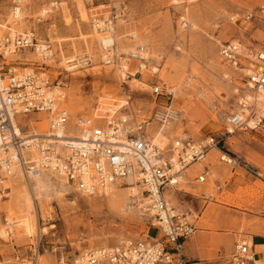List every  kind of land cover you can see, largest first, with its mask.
Masks as SVG:
<instances>
[{
    "label": "rangeland",
    "instance_id": "374dc122",
    "mask_svg": "<svg viewBox=\"0 0 264 264\" xmlns=\"http://www.w3.org/2000/svg\"><path fill=\"white\" fill-rule=\"evenodd\" d=\"M25 1L27 17L19 32L35 26L39 40L50 42L54 56L46 62L47 70L51 81L61 84L59 91L66 95L62 104L74 118L71 122L76 123L80 116L93 117L99 104L116 105L139 121L150 118L151 133L162 129L169 136L162 147L183 135L194 140L215 135L221 140L220 150L234 163L222 161L219 149L211 150L210 156L181 173L183 178L171 190L169 201L200 233L224 232L233 237L232 242L218 246L214 255L198 262L232 264L237 241L248 239L252 243L253 235L264 234V125L228 131L231 126L226 120L236 105L234 87L241 83L238 73L222 61L219 47L227 40H253L257 47L264 46V0H94L86 3L87 20H83L75 0H65L66 4L61 0ZM53 2H58L54 8ZM12 7L13 0H0V33L14 24ZM44 8L50 9L46 21L35 24V17ZM115 10L119 17L114 28L121 50L106 63L95 38L100 31L93 27L92 17ZM247 13L253 18L244 25L230 20ZM139 45L145 46L147 59L126 54L122 48ZM28 52L36 53L27 49L16 54L22 55L20 59L9 60L20 66L43 62L40 55L26 59ZM73 55L78 67L57 65L61 56ZM87 59L91 61L87 63ZM124 60L128 66L121 74ZM156 84L170 87L174 97L153 94ZM165 115L171 118L162 128L159 117ZM24 119L30 120V133L49 131L46 115L31 114ZM220 167L224 168L221 173ZM207 169L212 173L205 175ZM234 174L242 175L243 185L235 193L219 192L218 182ZM203 175L205 180H199ZM47 176V172L42 173L45 180ZM19 177L14 175L5 182L8 194L0 200V264H73L87 251L161 235L153 217L138 212V202L131 203L134 209L121 212L111 205L112 194L105 191L84 195L72 188L68 193L60 186L47 188L37 193L35 210L20 212V207L27 208L22 201L27 183ZM31 182L35 188V178ZM117 188L128 186L123 182ZM11 216L17 224L11 234H3ZM28 221L34 226L32 233L24 226ZM62 256L65 260L61 263ZM257 264H264V260Z\"/></svg>",
    "mask_w": 264,
    "mask_h": 264
},
{
    "label": "built area",
    "instance_id": "2783aa9c",
    "mask_svg": "<svg viewBox=\"0 0 264 264\" xmlns=\"http://www.w3.org/2000/svg\"><path fill=\"white\" fill-rule=\"evenodd\" d=\"M94 3V0H82ZM14 21L19 22L24 2L13 0ZM57 3H51L54 8ZM103 4L102 6H105ZM35 17V24L46 21L50 9L44 8ZM264 13V7H263ZM118 10L110 15L92 17L93 27L109 31L116 26ZM253 14L231 16L235 24L244 25ZM33 49L42 58L41 64L18 65L9 60L12 54ZM222 61L238 73L241 85L234 87L236 105L227 117V124L235 130H254L264 125V46L259 48L252 41H223L219 47ZM54 55L49 41L42 42L35 26L22 32L0 33V200L7 196L5 185L15 165L27 175L41 170L53 169L67 178L76 192L96 194L113 185L132 187L143 195L148 209L153 212V225L160 237L152 240H129L115 247L85 252V264H201L190 261L184 254V243L192 237L197 227L187 215L170 205L171 190L179 183L176 174L194 163L201 162L214 148L221 149V140L215 135H206L194 140L190 136H177L167 147L151 141V121L137 120L122 112L116 105L99 104L93 117H78L75 125L83 135H64L67 125L73 120L68 108L62 105L66 95L57 90L61 84L51 81L46 60ZM63 92V93H62ZM156 96L174 97V91L164 85H154ZM51 113L50 128L53 134L29 135L31 114ZM158 117V115H156ZM160 118V117H159ZM169 116L160 118V125H169ZM152 128V127H151ZM150 128V129H151ZM163 128V127H162ZM230 132V129H228ZM36 147L39 159L32 158ZM179 166L178 172H173ZM248 172L253 169L246 166ZM209 169L205 175L211 174ZM205 175L200 176L201 181ZM132 179L131 183L126 180ZM134 191V190H132ZM136 198L135 195H132ZM83 254L73 261L78 264ZM65 257H61V263ZM252 245L248 239L236 242L232 264H257Z\"/></svg>",
    "mask_w": 264,
    "mask_h": 264
},
{
    "label": "bare ground",
    "instance_id": "6f19581e",
    "mask_svg": "<svg viewBox=\"0 0 264 264\" xmlns=\"http://www.w3.org/2000/svg\"><path fill=\"white\" fill-rule=\"evenodd\" d=\"M20 1L24 2V5H23L24 6L23 7V13L24 14L22 13V16H21L19 22H15L14 21V24L11 27V30L12 31H16V30L19 31V29H20L19 27H22L21 24L22 23H25V19L27 17L26 16V9H25V7H26L25 2L26 1L25 0H20ZM75 1L77 2V7L79 9V12L82 15L83 20H87L89 18V10H88V7H87L86 2H84L82 0H75ZM56 3L58 5V2H56ZM66 3L67 2H65V0H61V4H66ZM116 5H119V3H116ZM13 16H14V5L12 7V17ZM235 16H239V15H234V17ZM114 27L115 26H113L112 28H110L109 31H100V30H97V28H95L97 31H100V32H98V34H96V37L95 38L99 42V44L101 46V51H100L101 53L100 54H101V57L104 59V61L106 63H110L111 61H113L115 59L116 52H118L119 50H121V48H120L121 47V44L119 42V34L116 32V29ZM234 41H239V40H234ZM122 48H123V51L126 52V54H131L132 56H140V57L146 58V59L148 58V56H147V50H146V48H145L144 45L128 46V47H122ZM38 55L39 54L37 52L36 53H33V52H30L29 53L28 52V54L26 55L25 58L26 59H30V58L36 57ZM81 56L83 58V56H86V54H81ZM9 57H17V59L18 58L20 59V57H22V55L12 54ZM51 59L46 60V62L47 61L50 62ZM75 60H76V56L75 55H73L71 57H68V58L65 57V56H61L60 63H58L57 65L60 68L63 67V66H67L68 69H74V68H76V67L79 66L77 64V62L74 63ZM88 61H91V60L90 59H87L86 62L88 63ZM86 62L84 61L83 63H86ZM69 63H71V64H69ZM127 66H128V61L127 60H124L122 66H121V70H120L121 74H123L124 70L127 69ZM143 66H144V64H143ZM154 71L156 72V71H158V69L157 68H154ZM59 88L60 87L58 86L57 87V90H59ZM38 114H43V115H46V117H49L50 118V120L48 121L49 122V124H48V130L49 131L48 132L44 131V132H35V133H33V135H35V139H36V140H34L35 143L38 141L37 138L39 137V135H49V134H53L52 133V130L50 128V121L53 118V114L46 113V112L45 113L42 112V113H38ZM167 116H169V115H167ZM160 118H162V116ZM74 123L75 122H70L67 125L66 131L64 132V135L70 136V137L71 136L72 137H79V136H82L83 135L82 132H80V131L77 130V129H80L79 125H75L76 123L75 124ZM166 126H164V127H166ZM234 130L235 129H233V128L230 127V132L231 133H234ZM29 135H32V133H29ZM183 136H185V135H183ZM183 136H180V137H183ZM151 138H152L151 141H153V144H157V145H160L161 146L166 141H168L169 136L165 135L164 131H162V129H161L159 132H152L151 133ZM168 144H165L164 147H167ZM214 149H216V148H214ZM31 150L33 151L32 152L33 153L32 158L38 160L39 159L38 158L39 155H38L37 148L34 146V147L31 148ZM220 151H221V153H223V155L221 157V160L222 161H225V162H227L229 164H233L234 163V159L231 156H229L227 153L223 152L222 150H220ZM179 169H180L179 166H176L174 168L173 172L176 173V172L179 171ZM185 170L186 169H183V170L179 171L176 174V176H177V178H176L177 182H179V179H182L183 178V175H181V173H184ZM45 172L48 173L47 180H45L42 177V173H45ZM14 175L20 176L19 177L20 181H22L24 179L25 182L27 183L26 186H24V190H23V193H22L23 198H24L22 201H25L26 202L27 208H21L20 207V209H19L20 212L30 211V209H33V208L35 210V201L34 200L37 197H39L37 195V193L38 194H41L47 188L48 189L49 188L52 189L53 187H59L60 186L62 189L66 190L67 193L69 191L68 189H70V188L73 189L74 188V186L71 183L68 182V180H67L66 177H64L63 175H60L59 173L55 172V170H53V169L43 170V171L41 170L40 172H38L36 174L27 175L25 172L22 171V169L20 168V166L15 163V165H14V167L12 169V175L9 177V179L13 178ZM34 178H35V181H36L35 188L33 187L32 182H31V180H33ZM199 180H201V179H199ZM126 182L131 183L132 182V179H128V180H126ZM31 190H32V192H31ZM131 190L132 189H130V187L119 190L117 188V184H116V185L111 186L109 189L105 190V192H110L112 194V196H111V205L114 208L119 209L121 212H126L127 210L134 209L135 206H132L131 203H133V201H136V202H138L139 206L142 207V209H141V207L138 208V212L141 211L142 214H143V212H145L146 214H149V216H153L154 215L153 212L148 209V206L146 205V202H145L146 200L144 199V197L140 193V191L137 193L136 190H134L133 192ZM61 193L62 192H59V194H61ZM80 193H82L84 195H93L91 193H83V192H80ZM132 195H135L136 198H133L132 199L131 198ZM6 221H7L6 222L7 223L6 224V228L4 227L2 233L9 235V234H11V230H13V226L15 224H17V221H15L14 216H11L10 218L8 217L6 219ZM24 226H25L26 230L29 231L30 233H32V230H34L33 229L34 226L31 225L29 223V221L26 222ZM127 241H129V240H127ZM124 242H122V243H124ZM122 243H120V244H122ZM250 244H252V243L250 242ZM113 247H115V246H113ZM109 248H112V247H109ZM109 248H106V249H109ZM95 250H99V249H95ZM86 260H87V254H84V257H82L81 260H77V263L78 264H85L86 263Z\"/></svg>",
    "mask_w": 264,
    "mask_h": 264
},
{
    "label": "crops",
    "instance_id": "0c3cea01",
    "mask_svg": "<svg viewBox=\"0 0 264 264\" xmlns=\"http://www.w3.org/2000/svg\"><path fill=\"white\" fill-rule=\"evenodd\" d=\"M203 124L207 123L205 120L202 121ZM211 154L209 153V156ZM216 154L212 155L214 158ZM208 157V156H207ZM196 164V163H194ZM189 169V168H188ZM224 168H219L220 173ZM242 175L234 174L232 177L225 181H219V192L235 193L238 187L243 185L244 178ZM233 237L226 235L224 232H211L207 231L205 233L196 232L195 236L186 239L184 243V254L186 258L190 261L205 260L211 255L216 253V248L221 245L228 244L232 242ZM252 251L255 254L256 259L259 261L264 260V234L259 233L252 236ZM214 246L215 249H211Z\"/></svg>",
    "mask_w": 264,
    "mask_h": 264
}]
</instances>
